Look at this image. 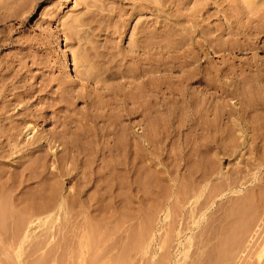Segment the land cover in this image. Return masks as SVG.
<instances>
[{"label": "rangeland", "instance_id": "374dc122", "mask_svg": "<svg viewBox=\"0 0 264 264\" xmlns=\"http://www.w3.org/2000/svg\"><path fill=\"white\" fill-rule=\"evenodd\" d=\"M245 1L0 0V264H264V150L237 95L264 85V1ZM153 26L148 98L133 42Z\"/></svg>", "mask_w": 264, "mask_h": 264}, {"label": "bare ground", "instance_id": "6f19581e", "mask_svg": "<svg viewBox=\"0 0 264 264\" xmlns=\"http://www.w3.org/2000/svg\"><path fill=\"white\" fill-rule=\"evenodd\" d=\"M86 1V0H85ZM146 2H147V0H145ZM162 1V0H161ZM166 1V0H165ZM186 1V0H185ZM198 1H200V0H197V2ZM245 1V0H244ZM250 2H251V0H249ZM260 1H264V0H260ZM170 2V1H169ZM181 2H183V1H181ZM196 2V3H197ZM206 2V1H205ZM246 2V1H245ZM244 2V3H245ZM151 3H153V1L151 2ZM163 3V2H162ZM164 3H166V2H164ZM177 3V2H176ZM187 3H188V1H187ZM232 3V2H231ZM246 3H249V2H246ZM245 3V4H246ZM253 3H255V1L253 2ZM261 3H263V2H261ZM137 4V3H136ZM146 5H149V2H147V3H145ZM172 4V3H171ZM186 4V3H185ZM189 4V3H188ZM194 4V3H193ZM220 4V3H219ZM256 4V3H255ZM254 4V5H255ZM154 5V4H153ZM159 6H160V4H158ZM165 5V4H164ZM163 5V6H164ZM178 5V4H177ZM180 5V4H179ZM187 5V4H186ZM228 5V4H227ZM244 5V4H243ZM249 5V4H248ZM250 5H252L251 3H250ZM250 5L248 6V8L246 9V10H248L249 9V11H250V9H251V7H250ZM256 5H259V4H256ZM255 5V6H256ZM137 6V5H136ZM162 6V8H164ZM185 6V5H184ZM196 6V5H195ZM229 6V5H228ZM244 6H246V5H244ZM253 6V5H252ZM260 6V5H259ZM161 7V6H160ZM170 7V6H169ZM180 7H182V3H181V6ZM230 7V6H229ZM232 7V6H231ZM235 7V6H234ZM247 7V6H246ZM250 7V8H249ZM258 7V6H257ZM138 8V7H137ZM152 8H154V6L152 7ZM189 8V7H188ZM194 8V7H193ZM244 8V7H243ZM176 9V8H175ZM185 9V8H184ZM187 9V8H186ZM189 9H191V8H189ZM235 9V8H234ZM253 9H254V6H253ZM253 9H251V10H253ZM263 9V8H262ZM139 10V9H138ZM162 10V9H161ZM168 10V9H167ZM170 10V9H169ZM183 10V9H182ZM207 10V9H206ZM236 10H237V7H236ZM256 10V9H255ZM259 10V9H258ZM261 10V9H260ZM164 11V10H163ZM199 11V10H198ZM197 11V12H198ZM216 11H218V10H216ZM227 11V10H226ZM230 11V10H229ZM254 11V10H253ZM253 11H251V12H253ZM264 11V10H263ZM120 12H121V10H120ZM136 12H137V10H136ZM135 12V13H136ZM160 12V11H159ZM164 12H166V11H164ZM163 12V13H164ZM172 12H173V10H172ZM187 12V11H186ZM196 12V13H197ZM239 13H240V11H238ZM119 13V12H118ZM158 13V12H157ZM190 13V12H189ZM199 13V12H198ZM250 13V12H249ZM120 14V13H119ZM195 13H193V15H194ZM230 14V13H229ZM232 14V13H231ZM236 14V13H235ZM242 14V13H241ZM264 14V13H263ZM189 15V14H188ZM133 16V15H132ZM203 16V15H202ZM233 15H231V17H232ZM237 16H239V14L237 15ZM245 16V15H244ZM248 16V15H247ZM261 16H262V14H261ZM260 15L258 16V17H261ZM208 17V16H207ZM236 17V16H235ZM156 18V17H155ZM186 18V17H185ZM189 18H191V17H189ZM193 18V17H192ZM233 18H234V16H233ZM243 18V17H242ZM241 18V19H242ZM245 18V17H244ZM195 19H197V18H195ZM226 19V18H225ZM236 19V18H235ZM259 18H257V20H258ZM262 19V18H261ZM122 20H124V19H122ZM185 20V19H184ZM184 20H182V21H184ZM190 20V19H189ZM240 20V19H239ZM251 20V19H250ZM166 21V20H165ZM170 21V20H169ZM174 21V20H173ZM191 21V20H190ZM246 21H249V19L248 20H246ZM154 22V21H153ZM192 22V21H191ZM236 22V21H235ZM251 22V24H252V21H250ZM256 22H260V20L259 21H256ZM156 23V22H155ZM160 23V22H159ZM169 23V22H168ZM174 23L175 24H177L175 21H174ZM173 23V24H174ZM184 23V22H183ZM198 23H201V22H198ZM239 23V22H238ZM243 23V22H242ZM247 22H245V24H246ZM261 23H262V21H261ZM146 24V23H145ZM171 24V23H170ZM181 24V23H180ZM244 24V25H245ZM151 25V24H150ZM164 25V24H163ZM172 25V24H171ZM171 25H169V26H171ZM178 25V24H177ZM197 25V24H196ZM239 25V24H238ZM247 25H248V23H247ZM258 25H260V23L258 24ZM257 25V26H258ZM119 26V25H118ZM174 26V25H173ZM176 26V25H175ZM230 26V25H229ZM241 26V25H240ZM252 26V25H251ZM264 26V25H263ZM147 27V26H146ZM165 27V26H164ZM201 27H203V26H201ZM226 27H227V24H226ZM247 27V26H246ZM252 27H254V26H252ZM260 27V26H259ZM262 27V26H261ZM260 27V28H261ZM169 28V27H168ZM172 28V27H171ZM229 28V27H228ZM235 28V27H234ZM255 28H257L256 26H255ZM259 28V29H260ZM264 28V27H263ZM145 29V28H144ZM143 29V30H144ZM148 29V28H147ZM182 29V28H181ZM185 29H186V27H185ZM188 29V28H187ZM190 29V28H189ZM188 29V30H189ZM115 30V29H114ZM142 30V29H141ZM155 26H153V27H151V29H148V31L145 29L144 30V32H142V34H143V36H145L146 34L147 35H149V39L148 40H143V42H141L142 40H140V41H137L136 40V43L135 42H133L135 45H134V49L136 48L137 49V47H139L140 46V44H139V42L142 44L141 45V47H144V48H146L145 50H146V52H147V54H148V56L145 58V63H147L146 65H148V67H147V69L145 70V68L143 69V72H142V70H139L138 71V68H135V70L137 69V71H138V73H142V74H145L146 73V75H147V85H148V87H147V97L148 98H152L153 96H155L154 94H155V91L157 90L155 87H154V84H153V81H152V78H154L153 76H154V72H155V69H157L156 67H157V61H156V59H155V57H153V53H152V51H153V48H152V46L154 45V42H156V40H158V36H157V39L155 40V41H153V34L155 33ZM169 30V29H168ZM180 30V29H179ZM178 30V31H179ZM200 30V29H199ZM206 30V29H205ZM213 30V29H212ZM242 30V29H241ZM117 31V30H116ZM214 31V30H213ZM217 31V30H216ZM239 31V30H238ZM264 31V30H263ZM114 32V31H113ZM149 34H148V33ZM157 32V31H156ZM203 32V31H202ZM230 32H234V31H230ZM146 33V34H145ZM162 33V32H161ZM166 33V32H165ZM164 33V34H165ZM169 33V32H168ZM168 33H166V34H168ZM173 33H175V32H173ZM183 33V32H182ZM207 33V32H206ZM210 33V31L208 30V34ZM237 33V32H236ZM241 33V32H240ZM155 34H157V33H155ZM177 34V33H176ZM185 34V33H184ZM183 34V35H184ZM234 34V33H233ZM169 35V34H168ZM180 35V34H179ZM179 35H178V37H179ZM161 36V38L163 37L162 35H160ZM170 36H172V35H170ZM185 36H187V34L185 35ZM148 37V36H147ZM154 37H156V35L154 36ZM164 37H167V35H165ZM161 38H159L160 40H162ZM172 38V37H171ZM136 39V38H135ZM137 39H139V38H137ZM165 38H163V40H164ZM170 39V38H169ZM168 39V37L166 38V40H169ZM186 39V38H185ZM180 40H182V39H180ZM173 41V40H172ZM165 41H163L162 43H164ZM169 42V44H170V40L168 41ZM178 42V41H177ZM177 42H175V43H177ZM188 42V41H187ZM222 42V41H221ZM229 42V41H228ZM179 43V42H178ZM186 43V42H185ZM217 43V42H216ZM220 43V42H219ZM218 43V44H219ZM156 44H158V43H156ZM165 44V43H164ZM172 44V43H171ZM221 44V43H220ZM227 44V43H226ZM232 45V44H231ZM163 46V45H162ZM166 46V45H165ZM174 46V45H173ZM172 46V47H173ZM176 46H177V44H176ZM179 46H181V44L179 45ZM213 46V45H212ZM263 46H264V44H263ZM158 47V46H157ZM164 47V46H163ZM168 47V46H167ZM94 49V48H93ZM129 49H131V48H129ZM133 49V50H134ZM166 49H168V48H166ZM165 49V50H166ZM173 49V48H172ZM132 50V49H131ZM139 50V49H138ZM162 50V49H161ZM171 50V49H170ZM263 50V49H262ZM134 51H136V50H134ZM168 51V50H167ZM94 52H96V51H94ZM98 52V51H97ZM138 52V51H137ZM141 52V51H140ZM166 52V51H165ZM186 52V51H185ZM131 53H133V52H131ZM140 54V53H139ZM101 55V54H100ZM119 54H117V56H118ZM123 55V54H122ZM144 55V54H143ZM165 55V54H164ZM186 55V54H185ZM184 55V57H186ZM97 56H99V54H97ZM136 55L134 54V55H132V58L133 57H135ZM144 56H146V55H144ZM115 57V56H114ZM124 57V56H123ZM168 57V56H167ZM182 57V56H181ZM121 58V57H120ZM127 59V58H126ZM129 59H131V58H129ZM144 59V58H143ZM166 59V58H165ZM175 59H177V58H175ZM134 60V59H133ZM139 60V59H138ZM141 60H142V58H141ZM178 60V59H177ZM116 61H118V60H116ZM147 61V62H146ZM164 62H165V60H164ZM164 62H161V63H163L164 64ZM177 62H179V61H176L175 63L177 64ZM260 62V61H259ZM132 63H133V61H132ZM140 63V62H139ZM142 63V62H141ZM160 63V64H161ZM169 63V62H168ZM167 63V64H168ZM172 63V62H171ZM179 63H181V61L179 62ZM185 63H190L189 62V60H186L185 61ZM262 63V62H261ZM136 64V63H135ZM135 64H134V66H135ZM166 64V63H165ZM66 65H67V71H68V73L71 75V72L74 70V69H72V67H71V62H69L68 60H67V63H66ZM121 65V64H120ZM178 65V64H177ZM190 65V64H189ZM196 65V64H195ZM254 65V64H253ZM145 66V65H144ZM176 66V65H175ZM258 67V66H257ZM133 68V67H132ZM131 68V69H132ZM178 68V67H177ZM262 68H263V66H262ZM110 69V68H109ZM140 69H141V67H140ZM164 69V68H163ZM179 69H181L180 67H179ZM187 69V68H186ZM197 69H198V67H197ZM123 70V69H122ZM145 70V71H144ZM166 70H168V69H166ZM182 70V69H181ZM180 70V71H181ZM107 71H108V69H107ZM118 71V70H117ZM133 71V70H132ZM136 71V72H137ZM169 71V70H168ZM218 71H220V70H218ZM253 71V70H252ZM256 71V70H255ZM183 72V71H182ZM264 72V71H263ZM262 72V73H263ZM88 73V72H87ZM111 73V72H110ZM132 73H134V71L132 72ZM194 73V72H193ZM198 73H200V72H198ZM251 73V72H250ZM115 74L116 75H118L116 72H115ZM136 74V73H135ZM141 74V75H142ZM80 75V74H79ZM93 74H90V73H88V75H87V77L88 76H92ZM109 75V73H107V76ZM111 75H112V73H111ZM137 75V74H136ZM252 75H253V73H252ZM72 76V75H71ZM110 76V75H109ZM180 76V75H179ZM194 76V75H193ZM203 76V75H202ZM264 76V75H263ZM78 77V76H77ZM83 77H86V76H83ZM93 77V76H92ZM138 77V76H137ZM73 78H74V76H73ZM80 77H78V79H79ZM183 78H186V77H183ZM202 78L203 77H198V81H202ZM205 78H206V76H205ZM205 78L203 79V80H205ZM85 79H87V78H85ZM91 79V78H90ZM210 79V78H209ZM245 79V78H244ZM95 80V79H94ZM185 80V79H184ZM196 80V81H197ZM253 80V79H252ZM183 81V80H182ZM181 81V82H182ZM207 81V80H206ZM210 81V80H209ZM246 81V80H245ZM254 81V80H253ZM248 82V81H247ZM141 83V82H140ZM169 83V82H168ZM180 83V82H179ZM209 83V82H208ZM239 83H240V81H239ZM254 84L251 86V87H249V88H251V91H249V92H247L245 89H246V86L244 87V90H241V92H240V88H238V92H240L239 94L237 93V95H239V96H241V101H242V104L240 105L241 106V109L240 108H238V109H240L241 111L240 112H242L241 114L239 113V117H238V119H240V121L241 122H244V124H242V126H245V129L247 128V127H249V126H251V128H252V131H253V133H254V135L251 137V142H252V144L254 145V149H256V146H257V143L259 142V141H261L262 142V145H263V150H264V85L261 83V80L260 79H257L256 78V80L253 82ZM145 84V85H146ZM182 84V83H181ZM207 84V83H206ZM242 84H244V83H242ZM241 84V85H242ZM246 84V83H245ZM249 84V83H248ZM251 84H252V82H251ZM156 85V84H155ZM211 85V84H210ZM240 85V84H239ZM102 86V85H101ZM181 86V85H180ZM185 86V85H184ZM250 86V85H249ZM106 87V86H105ZM179 87V86H178ZM247 87H248V85H247ZM101 88V90H102V87H100ZM108 88V87H107ZM145 88V87H144ZM184 88V87H183ZM216 88V87H215ZM236 88V89H237ZM241 88H243L242 86H241ZM175 89V88H174ZM105 90V89H104ZM144 90V89H143ZM172 90V89H171ZM225 90V89H224ZM69 91V90H68ZM232 91V90H231ZM236 90H235V92H237ZM243 91H246V93H244ZM103 93H104V91H103ZM229 93V92H228ZM90 94V93H89ZM107 94V93H106ZM142 94V93H141ZM230 94V93H229ZM104 95V94H103ZM139 94H137V96H138ZM142 95H144V93L142 94ZM226 95H227V93H226ZM78 96V95H77ZM91 95H89V97H90ZM99 96V95H98ZM102 96V95H101ZM96 97V96H95ZM144 97V96H143ZM138 98H139V96H138ZM144 99V98H143ZM94 100V99H93ZM147 100V99H146ZM151 101V100H150ZM89 102V101H88ZM100 102V101H99ZM103 102V101H102ZM94 103V102H93ZM143 103V102H142ZM197 103V102H196ZM86 104H87V102H86ZM92 104V103H91ZM99 105H100V103H99ZM103 105L104 104H102V107H103ZM91 106V105H90ZM94 106V105H93ZM152 106H153V104H152ZM95 107H96V105H95ZM151 107V106H150ZM100 109V108H99ZM152 109V108H151ZM95 110V109H94ZM147 110V109H146ZM153 110H154V108H153ZM152 110V111H153ZM221 110V109H220ZM226 110V109H225ZM231 111V110H230ZM223 112V111H222ZM229 112V111H228ZM227 111H226V113L225 114H227L228 113ZM220 113H221V111H220ZM231 113V112H230ZM230 113H228V115L230 114ZM234 113V112H233ZM250 114V115H249ZM232 114L230 115V118L231 119H233L232 117ZM87 117V116H86ZM90 117H92V116H90ZM102 117V116H101ZM225 117H227V116H225ZM246 117H249V118H247L246 119ZM94 118H96V117H94ZM228 118H229V116H228ZM238 119H236V120H230V121H225L224 123H225V127H224V131L225 132H223V134H221V142L222 143H224V144H228V143H235L236 145H240V143L241 142H239L238 140L242 137H240L239 138V136H240V134L238 135V133L236 134V131H238L239 133H241V131H242V126H241V123L238 121ZM88 121V120H87ZM84 122H85V120H84ZM151 124V123H150ZM248 124H250L249 126H247ZM85 125V124H84ZM211 125V124H210ZM209 125V126H210ZM212 125H214V124H212ZM211 125V126H212ZM16 127H18V126H16ZM152 127V126H151ZM19 128V127H18ZM18 128H17V130H18ZM32 128V127H31ZM215 128H216V126H215ZM214 128V129H215ZM33 129V128H32ZM211 129H213L212 127H211ZM237 129V130H236ZM31 130V129H30ZM29 130V131H30ZM216 130V129H215ZM33 131V130H32ZM220 131H222V130H220ZM17 132V131H16ZM15 133V132H14ZM19 133V132H18ZM216 133V132H215ZM17 134V133H16ZM12 135V134H11ZM17 135H19V134H17ZM63 135V134H62ZM9 136V135H8ZM36 136H38L37 134H36ZM7 137V136H6ZM34 137H35V135H34ZM59 137H61V135H58V138ZM216 138V137H215ZM219 138V137H218ZM239 138V139H238ZM7 139H9L8 137H7ZM52 139V138H51ZM203 139V138H202ZM59 140V139H58ZM143 140H147V139H145V138H143ZM214 140V139H213ZM217 140V139H216ZM215 140V141H216ZM241 140V139H240ZM60 141L61 142H63L62 140H61V138H60ZM70 141V140H69ZM72 141V140H71ZM139 141V140H138ZM242 141V140H241ZM32 142H34V141H32ZM71 144V143H70ZM74 144V143H73ZM136 144H139V142L138 143H136ZM16 145V144H15ZM72 145V144H71ZM233 146H234V144H233ZM264 152V151H263ZM10 154V153H9ZM57 153H55V155H56ZM264 154V153H263ZM6 155V154H5ZM7 155H8V153H7ZM69 155V154H68ZM1 156V155H0ZM54 156V155H53ZM58 155H56V157H57ZM60 156V155H59ZM58 156V157H59ZM63 155H61L60 157H62ZM66 156V155H65ZM55 157V156H54ZM55 157V158H56ZM64 158V157H63ZM46 207H47V205H46ZM41 208V207H40ZM49 208V207H48ZM1 209V208H0ZM36 209V208H35ZM45 209H47V208H45ZM3 210V209H2ZM6 211H7V209H5ZM0 212H2V211H0ZM6 213V212H5ZM9 213V212H8ZM1 214V213H0ZM33 214V213H32ZM0 216H2V215H0ZM4 217H5V214L3 215ZM38 219V218H37ZM1 220V219H0ZM31 221V220H30ZM32 222V221H31Z\"/></svg>", "mask_w": 264, "mask_h": 264}]
</instances>
